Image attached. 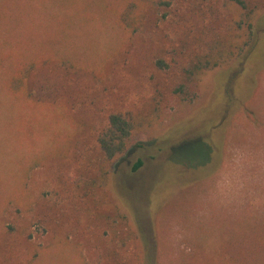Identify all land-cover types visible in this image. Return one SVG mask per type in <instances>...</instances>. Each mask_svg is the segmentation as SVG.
<instances>
[{"label":"rangeland","instance_id":"obj_1","mask_svg":"<svg viewBox=\"0 0 264 264\" xmlns=\"http://www.w3.org/2000/svg\"><path fill=\"white\" fill-rule=\"evenodd\" d=\"M248 1L252 38L225 0H0V264H264ZM113 112L139 126L107 165Z\"/></svg>","mask_w":264,"mask_h":264},{"label":"trees","instance_id":"obj_2","mask_svg":"<svg viewBox=\"0 0 264 264\" xmlns=\"http://www.w3.org/2000/svg\"><path fill=\"white\" fill-rule=\"evenodd\" d=\"M151 1V0H149ZM230 7V11L237 16L235 23L238 28H242L247 31L249 37L254 36V16L255 10L250 7L248 0H225ZM162 4H168V1L161 2ZM233 9V10H232ZM129 15L125 13L123 17ZM253 53V51H252ZM203 71L202 68H198V73ZM175 93L183 99L192 101L195 94L189 89V86L185 83L179 84L175 88ZM138 122L132 115L122 112H113L108 116V122L105 128L100 132L97 138V146L99 148L101 158L104 164H111L116 158L125 153L132 143V138L138 129ZM188 142V141H184ZM182 142L181 144H184ZM181 144L177 147L180 149ZM176 150V152H177ZM210 152V151H209ZM176 155V153H175ZM143 161L139 159L133 166V170H137ZM108 172V171H107ZM106 172V173H107ZM256 246V244H255Z\"/></svg>","mask_w":264,"mask_h":264}]
</instances>
